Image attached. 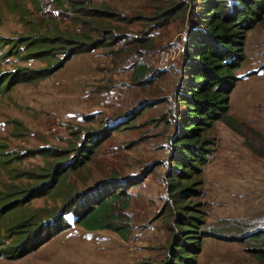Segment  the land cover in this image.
I'll use <instances>...</instances> for the list:
<instances>
[{"label": "rangeland", "instance_id": "374dc122", "mask_svg": "<svg viewBox=\"0 0 264 264\" xmlns=\"http://www.w3.org/2000/svg\"><path fill=\"white\" fill-rule=\"evenodd\" d=\"M53 1L35 5L26 0L23 8L28 15L23 23L19 9L0 0V76L46 66L45 60L28 58L22 43L10 49L11 42L26 38L33 26L49 34H54V24L61 32L76 31L78 24L70 18L78 14L55 16L59 7ZM92 1L107 4L128 18L127 23L113 22L121 35L107 46L74 55L42 80L6 89L0 85V191L8 184L26 183L21 171H37L54 162V149L71 150L87 133L96 135L116 124L110 137L94 148L88 163L68 175L62 193L70 184L78 190L109 182L123 185L129 198L125 212L131 235L125 241L110 230L88 232L68 214V229L20 259L0 257V264H162L165 260L178 211L166 192V160L173 133L170 94L186 20L142 18L151 17L154 6L164 7L171 0L153 5L149 0ZM63 6L67 8L64 2ZM127 38H139L140 47L124 45ZM165 49L179 52L160 69L156 62ZM244 51L245 61L235 71L239 81L229 97V115L239 123L240 133L222 122L213 125L209 136L214 151L203 168L201 195L184 202L201 210L202 230L219 229L222 221L236 219L264 226V157L252 151L256 147L264 154V17L247 33ZM136 61L149 67L148 82L133 80ZM141 104L149 107L125 124L119 123ZM39 148L52 155L34 156L31 151ZM60 195L53 191L27 207L57 208ZM231 240L203 238L196 264H259L245 252V244Z\"/></svg>", "mask_w": 264, "mask_h": 264}, {"label": "trees", "instance_id": "16d2710c", "mask_svg": "<svg viewBox=\"0 0 264 264\" xmlns=\"http://www.w3.org/2000/svg\"><path fill=\"white\" fill-rule=\"evenodd\" d=\"M5 1L10 7L19 9L24 23L28 15L23 8L26 0ZM55 1L59 7L55 16L78 14L70 18L77 22L78 28L73 33H65L54 24V34H49L33 26L32 33L26 38L12 41L10 49H17L22 43L28 58L45 60L46 66L18 69L1 75L0 85L4 89L42 80L60 70L74 55L109 45L110 39L121 35L113 22L128 21L126 16L107 4L97 5L92 0ZM149 1L153 5L160 0ZM46 2L33 0L35 5H45ZM154 7L151 17L142 18L167 22L172 17H180L187 24L170 94L173 133L169 138L166 160V192L173 197L172 202L178 211L173 217L174 230L162 264H196L201 241L209 236L245 244V252L257 263L264 264V226L260 223L255 226V222L236 219L222 221L223 227L219 229L202 230L205 221L201 210L196 204L184 205L186 200L201 195L203 168L214 151V140L209 136L213 125L222 122L240 133L239 123L229 115V97L239 81L235 71L245 61L247 33L264 17V0H171L165 2L164 7L160 4ZM138 40L127 38L124 45L139 48ZM133 67V80L148 82L151 79L145 63L136 61ZM147 107L148 104L139 105L119 123L125 124L139 110ZM116 129L114 124L96 135L87 133L79 145L71 150L54 149V155L45 148L31 151L34 156L52 155L54 162L37 168V171H21L26 183L8 184L0 191V257L17 260L36 251L70 227L65 218L68 214H72L75 225L88 232L110 230L122 240L129 239L131 226L125 212L129 198L123 185L109 182L92 189L78 190L70 184L62 193L68 175L86 165L94 154V148ZM261 143L264 145L263 138ZM252 151L264 157L256 147H252ZM6 161L2 162L5 164ZM53 191L61 192L59 207L50 210L27 207L33 200L51 196Z\"/></svg>", "mask_w": 264, "mask_h": 264}, {"label": "built area", "instance_id": "2783aa9c", "mask_svg": "<svg viewBox=\"0 0 264 264\" xmlns=\"http://www.w3.org/2000/svg\"><path fill=\"white\" fill-rule=\"evenodd\" d=\"M177 50H172V49H165L161 50L158 54V60L156 62V65L158 68L163 69L165 68L172 60H174L175 56L178 55L179 49Z\"/></svg>", "mask_w": 264, "mask_h": 264}, {"label": "water", "instance_id": "95a60500", "mask_svg": "<svg viewBox=\"0 0 264 264\" xmlns=\"http://www.w3.org/2000/svg\"><path fill=\"white\" fill-rule=\"evenodd\" d=\"M209 237L216 238V239H221V237L218 238V237H216V236H215V237H213V236H209ZM221 240H222V239H221ZM232 242H233V241H232Z\"/></svg>", "mask_w": 264, "mask_h": 264}]
</instances>
